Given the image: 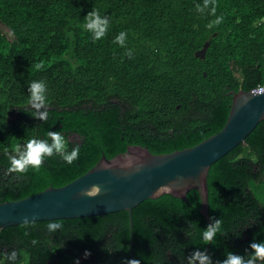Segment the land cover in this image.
I'll list each match as a JSON object with an SVG mask.
<instances>
[{
    "label": "trees",
    "instance_id": "trees-1",
    "mask_svg": "<svg viewBox=\"0 0 264 264\" xmlns=\"http://www.w3.org/2000/svg\"><path fill=\"white\" fill-rule=\"evenodd\" d=\"M93 9L108 21L95 41L84 28ZM207 40L204 57L195 56ZM32 81L45 84L38 110L28 103ZM261 83L264 0H0V202L62 186L128 145L155 154L192 147L223 127L233 92ZM44 111L46 120L31 115ZM53 131L69 152L79 145L78 159L68 164L54 152L39 170L8 172L14 144H51ZM207 202L211 225L221 220L207 243L191 189L186 200H143L131 228L124 210L58 219L55 232L50 220L2 228L0 264H189L195 252L209 264L228 253L246 262L251 243H264V119L211 164Z\"/></svg>",
    "mask_w": 264,
    "mask_h": 264
},
{
    "label": "water",
    "instance_id": "water-1",
    "mask_svg": "<svg viewBox=\"0 0 264 264\" xmlns=\"http://www.w3.org/2000/svg\"><path fill=\"white\" fill-rule=\"evenodd\" d=\"M209 41L195 51L204 57ZM264 119V87L233 92L226 121L216 133L192 147L155 154L146 147L128 145L112 158L102 154L86 172L62 185H49L41 191L0 202V229L29 221L87 217L124 210L132 225V209L145 199L163 194L186 200L189 190L197 191L199 213L211 221L207 202V173L216 160L238 144ZM98 185L101 193L87 197L81 190ZM171 185L169 193H156ZM131 241L129 243V247ZM208 247V245H207Z\"/></svg>",
    "mask_w": 264,
    "mask_h": 264
},
{
    "label": "clouds",
    "instance_id": "clouds-1",
    "mask_svg": "<svg viewBox=\"0 0 264 264\" xmlns=\"http://www.w3.org/2000/svg\"><path fill=\"white\" fill-rule=\"evenodd\" d=\"M207 3V0H206ZM212 13L215 14V8L212 9ZM223 20V16L218 17L216 23L219 24ZM84 28L88 32L92 33L93 40H99L104 37L107 31L108 21L106 18H102L99 11L93 9L91 12L85 15ZM125 32H121L119 36L116 37V43L123 45V37ZM42 64H36V68L42 69ZM29 99L28 103L32 105L34 109H40L46 104L45 99V84L42 81H32L29 83ZM34 117L39 116L40 119L46 120L48 112H32ZM47 136L51 138L52 143L49 144L45 139L31 138L27 140L26 143L21 145L16 143L12 146L11 150L17 153V155H9L8 159L10 166L8 167L9 173H26L29 166L31 168L39 170L43 165L42 162L44 157L53 156L54 152L60 156V158L68 164L73 163L78 159L80 147L79 145L74 146L71 151L67 150V141L61 132L53 131L48 132ZM157 194L169 193L172 191V186L168 185L165 187H158L156 190ZM101 193V188L98 185H92L90 188H85L81 190V194L87 197H96ZM23 224L27 225L29 223H34L25 218ZM221 220H216L214 224L208 225L202 233L203 241L205 243L213 240L215 233L220 230ZM62 228V223L58 219L50 220L47 224L48 232H55L57 229ZM35 243V241H34ZM250 247L254 250L252 257L246 262L239 255H233L232 253L227 254V259L222 262V264H253L256 259L264 260V243H251ZM90 255V253L85 252V257ZM16 253L12 254V258H15ZM198 259L200 264H209V258L201 252H195L193 257L189 260V264H192V260ZM78 264V261L76 262ZM123 264H140L137 259H127Z\"/></svg>",
    "mask_w": 264,
    "mask_h": 264
},
{
    "label": "built area",
    "instance_id": "built-area-1",
    "mask_svg": "<svg viewBox=\"0 0 264 264\" xmlns=\"http://www.w3.org/2000/svg\"><path fill=\"white\" fill-rule=\"evenodd\" d=\"M257 87H264V83H261V84H258L256 87H254V88H257ZM253 88V89H254Z\"/></svg>",
    "mask_w": 264,
    "mask_h": 264
},
{
    "label": "flooded vegetation",
    "instance_id": "flooded-vegetation-1",
    "mask_svg": "<svg viewBox=\"0 0 264 264\" xmlns=\"http://www.w3.org/2000/svg\"><path fill=\"white\" fill-rule=\"evenodd\" d=\"M72 137V136H71Z\"/></svg>",
    "mask_w": 264,
    "mask_h": 264
}]
</instances>
